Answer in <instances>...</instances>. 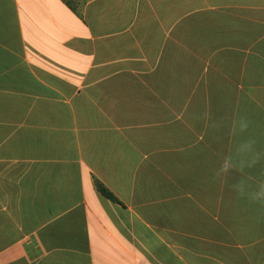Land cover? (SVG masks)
I'll return each instance as SVG.
<instances>
[{
  "label": "crops",
  "instance_id": "1",
  "mask_svg": "<svg viewBox=\"0 0 264 264\" xmlns=\"http://www.w3.org/2000/svg\"><path fill=\"white\" fill-rule=\"evenodd\" d=\"M81 15L0 0V264H264V206L231 190L264 181V155L216 175L249 158L244 140L264 154V0H88ZM175 75L208 93L227 76L229 93L214 106L228 148L185 165L180 227L167 173L191 104Z\"/></svg>",
  "mask_w": 264,
  "mask_h": 264
},
{
  "label": "rangeland",
  "instance_id": "2",
  "mask_svg": "<svg viewBox=\"0 0 264 264\" xmlns=\"http://www.w3.org/2000/svg\"><path fill=\"white\" fill-rule=\"evenodd\" d=\"M175 84L186 87L191 104L190 109L185 110L183 126L175 124V132H179L175 138L182 137L180 133L184 132L186 139H174L171 172L167 173V178L174 182L175 227H180L177 226L179 223L176 218L181 213V184L185 165L188 163L191 166L195 164L214 165L215 148L218 151L228 148V141L215 140L217 133L228 134V130L224 128V124L221 127L218 126L217 129L214 121V106L228 101L229 93L227 76L221 77V82L216 79L217 91L211 93L199 91L202 87L198 86L197 77L182 78L180 75H175ZM220 161L218 158V164Z\"/></svg>",
  "mask_w": 264,
  "mask_h": 264
},
{
  "label": "clouds",
  "instance_id": "3",
  "mask_svg": "<svg viewBox=\"0 0 264 264\" xmlns=\"http://www.w3.org/2000/svg\"><path fill=\"white\" fill-rule=\"evenodd\" d=\"M238 123V130L240 133L247 131L249 127V121L247 117L241 116L238 121L233 120V134H235L236 125ZM256 140L247 139L242 141V143L237 147V153H247L249 158L246 161H241L237 163L232 153L226 154L220 162V166L216 171V175L220 177L223 173L227 175L231 171L239 170L243 171L245 167L253 168L261 159V156L264 155L255 149ZM231 190L240 196H247L250 202L264 206V181H260L255 188H251L246 185L244 180L239 181L237 184L231 185Z\"/></svg>",
  "mask_w": 264,
  "mask_h": 264
},
{
  "label": "trees",
  "instance_id": "4",
  "mask_svg": "<svg viewBox=\"0 0 264 264\" xmlns=\"http://www.w3.org/2000/svg\"><path fill=\"white\" fill-rule=\"evenodd\" d=\"M87 1L88 0H63V2L67 4V6L71 8V10L75 12V14H77L78 16H82L81 9L87 3ZM96 185H97L99 192L104 197H106L107 199L113 202L119 203V200L101 182L97 180Z\"/></svg>",
  "mask_w": 264,
  "mask_h": 264
}]
</instances>
